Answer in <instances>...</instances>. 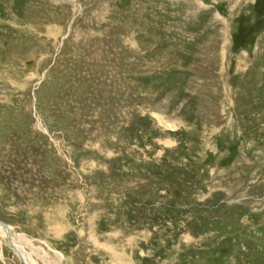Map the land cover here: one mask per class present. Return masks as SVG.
<instances>
[{
	"label": "rangeland",
	"instance_id": "374dc122",
	"mask_svg": "<svg viewBox=\"0 0 264 264\" xmlns=\"http://www.w3.org/2000/svg\"><path fill=\"white\" fill-rule=\"evenodd\" d=\"M0 222L30 264H264V0H0Z\"/></svg>",
	"mask_w": 264,
	"mask_h": 264
},
{
	"label": "bare ground",
	"instance_id": "6f19581e",
	"mask_svg": "<svg viewBox=\"0 0 264 264\" xmlns=\"http://www.w3.org/2000/svg\"><path fill=\"white\" fill-rule=\"evenodd\" d=\"M0 231L5 237L7 244L15 251L17 256L20 258L22 257L24 259L23 263L30 264L29 258L21 250L22 246L18 242L17 237H15L14 233H12V230L10 229V227L0 222Z\"/></svg>",
	"mask_w": 264,
	"mask_h": 264
}]
</instances>
